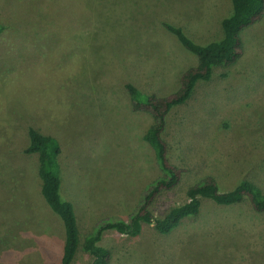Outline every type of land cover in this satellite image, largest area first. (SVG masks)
<instances>
[{"label":"rangeland","instance_id":"rangeland-1","mask_svg":"<svg viewBox=\"0 0 264 264\" xmlns=\"http://www.w3.org/2000/svg\"><path fill=\"white\" fill-rule=\"evenodd\" d=\"M231 0H0V264H59L61 218L42 195L29 130L61 147V197L79 228L74 264H92L85 239L106 218H129L162 176L144 135L151 116L132 109L126 85L167 97L197 66L163 23L201 45L219 41ZM244 54L214 69L167 117L163 135L181 184L159 195L153 215L188 202V188L214 176L223 192L241 181L264 191V18L242 32ZM111 264H264V214L246 201L203 200L175 232L144 225L138 237L107 231Z\"/></svg>","mask_w":264,"mask_h":264},{"label":"trees","instance_id":"trees-1","mask_svg":"<svg viewBox=\"0 0 264 264\" xmlns=\"http://www.w3.org/2000/svg\"><path fill=\"white\" fill-rule=\"evenodd\" d=\"M232 12L222 23L223 35L219 41L201 45L194 42L184 30L169 23H163L164 29L175 36L188 52L197 57V66L185 70L179 80V88L167 97L144 95L132 84L126 85L132 109L135 112L147 113L153 124L143 139L155 154L162 176L148 185L136 208L129 218H106L98 222L95 231L85 239L84 252L93 258L92 264H111L112 253L100 245L107 231L138 237L144 225H150L160 235H170L181 223L201 213L203 200L212 201L218 206L233 207L248 201L254 212L264 214V191L253 182L243 180L233 190L223 192L214 176H204L187 190L188 202L171 209L163 218L153 215L151 206L163 192L177 188L185 170L174 165L169 158V147L163 139L170 112L184 105L191 99L198 82H209L215 68L232 67L244 54L243 31L261 22L264 18V0H231ZM0 28V32H1ZM30 143L25 149L27 155H37L39 176L42 181V195L48 206L63 221L65 228V246L59 264H74L79 247V228L74 206L61 197V177L59 172V142L40 132L29 130Z\"/></svg>","mask_w":264,"mask_h":264},{"label":"crops","instance_id":"crops-1","mask_svg":"<svg viewBox=\"0 0 264 264\" xmlns=\"http://www.w3.org/2000/svg\"><path fill=\"white\" fill-rule=\"evenodd\" d=\"M104 237V236H103Z\"/></svg>","mask_w":264,"mask_h":264}]
</instances>
